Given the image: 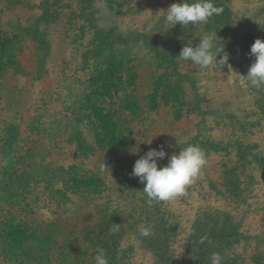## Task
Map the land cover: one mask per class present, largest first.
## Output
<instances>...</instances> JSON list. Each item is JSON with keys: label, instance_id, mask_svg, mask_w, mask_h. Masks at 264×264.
Masks as SVG:
<instances>
[{"label": "rangeland", "instance_id": "374dc122", "mask_svg": "<svg viewBox=\"0 0 264 264\" xmlns=\"http://www.w3.org/2000/svg\"><path fill=\"white\" fill-rule=\"evenodd\" d=\"M179 2L0 0V53L10 54L0 62V230L6 232L11 227L9 240L32 234L52 237L49 260L57 264L79 250H88L82 230L97 220L118 212L127 226L159 209L177 230L169 248L171 264H183L192 223L199 211L208 209L230 214L242 234L228 256L241 264H264V170L241 162L234 150L230 155L210 153L187 195L174 201L149 205L144 200V185L126 191L131 181L138 179L130 173L140 156L164 145L167 156L158 164H167L178 144L195 137L198 128L216 143L232 148L239 143L254 146L253 153L264 157V118L256 106L258 89L240 77L247 75L254 62L250 51L233 57L232 71L227 66L202 70L189 61L181 63L180 72L195 78L207 114L204 125L190 112L176 121L156 101L154 80L158 75L168 76L171 69L152 54L147 43L162 48V43L185 32L164 19L163 11ZM229 10L235 36L249 33L264 39V0H229ZM194 28L192 35H184L197 43L203 24ZM110 32L112 38L107 35ZM104 69L121 72L124 92L137 104V111L125 109L126 96L121 89L111 101L101 100L98 104L103 112L114 115L123 127L117 131L120 141L101 144L84 121L78 128L86 143L95 148L94 154L84 157L70 139L91 82ZM187 87L188 98L193 100ZM92 125L102 133L99 121L93 119ZM13 136L16 143L8 158L3 152ZM138 148V153H132ZM71 166L79 168L77 177H83V182H96L84 188V197L57 175V170ZM227 170L233 171L238 181V198L224 188ZM12 171L33 176L26 190L8 181ZM211 180L218 182L224 197L211 191ZM132 230L127 227L123 234V244L132 248L129 264H154L152 254ZM7 238L0 237V264H16L6 256ZM18 257L28 264H45L40 256Z\"/></svg>", "mask_w": 264, "mask_h": 264}, {"label": "trees", "instance_id": "16d2710c", "mask_svg": "<svg viewBox=\"0 0 264 264\" xmlns=\"http://www.w3.org/2000/svg\"><path fill=\"white\" fill-rule=\"evenodd\" d=\"M213 2L221 9V11L218 15H214L210 18L206 24H203V28L200 30V38L207 33L217 31V36L220 37L224 43L225 51L230 54L229 63H231L233 57L250 51V47L256 39L249 33H246L241 38L234 35L233 28L230 24L229 0H213ZM177 25V30H185V32L180 33V38L167 43H162V48L153 42L147 43V47L152 54L158 58L164 66L166 65V67L168 66L171 69V74L168 76L164 74L158 75L155 78L153 95L163 108L168 109L169 115L172 119L179 121L185 113L188 114L190 112L200 117L204 125L207 114L202 106V100L195 85V78L192 75L180 72L181 70L179 69L181 68V63L185 61L177 57L182 47L186 44H192V46L195 47L196 44L199 43L200 38L196 40L197 43H194L190 41V37L187 39L184 35L185 33H190V35H192L195 30L194 27H197V25H189L187 28H183L179 24ZM99 34L104 35L102 31H100ZM107 35L110 36L111 32ZM230 36L232 37L229 38ZM112 37L113 36L111 35L110 38ZM99 51V53H101V49H99ZM9 56V53H0V62L5 61L6 59L8 60ZM5 63V65H7L10 62ZM4 67L6 68V66ZM5 70L7 71V69H3L2 71ZM120 73L119 70L112 72V69H104L100 74L96 75L94 78L95 80L93 79L91 82L89 91L86 94L87 100L79 110L80 114L79 118H77V126L74 127L70 139L76 146V151L81 156L86 157L95 152V148L86 143L78 128V126L84 123V121L90 124V130L94 133L95 138H97L101 144L108 143L111 145L112 142L120 141L117 131L123 130L122 125L120 126L118 124L114 115L109 113L105 114L101 106L99 107L98 104L101 100L111 101L118 90L121 89L123 92L126 90V88L123 87ZM185 85H188L190 94L194 97L193 100L188 98V91L186 90ZM256 93L259 96L258 100H256V106L264 118V88H259ZM124 96H126V92H124ZM124 99L123 106L125 109L131 113L137 111V104L131 102L132 98L130 99L129 96H126ZM88 111L92 114L91 117L87 113ZM93 119L99 121L101 124L99 127L102 129L101 134L96 132V127H93ZM199 130L201 129L198 128L197 135L188 140V142L178 144L175 153H178L180 148L187 147L188 145H197L205 151L208 160L210 153L230 155L234 150L238 160L241 162H250L259 169L264 170V157L253 153L255 149L254 146H246L245 144L240 143L236 144L234 148L229 144L223 146L222 144L216 143L212 139L207 138V136L204 137ZM103 131L105 133H103ZM15 143L16 137L13 136V139L11 142H8V145L3 152L5 157L9 158L11 156ZM78 170L79 168L71 166L66 170H57V175L67 180L68 188L71 189L72 187H75L78 193L84 197L86 194V192L85 194H82L84 188L89 189L93 187L96 182H89L90 180H85V182H83V177L80 176L81 179L77 177ZM16 175H14V171H12L8 176V181L14 183L11 185L17 183L22 190H26L28 182H32L34 179L33 176L27 173L20 174L18 172ZM222 182L224 183V188L229 189L231 195H234L235 198L240 196L239 184L233 171L229 172L227 170L223 174ZM209 184L211 191L219 197H224L221 188L217 185V181L211 180ZM141 186H143V184H140L139 179H134L131 181L130 185L127 186L126 191L130 192L131 190H137ZM144 200L147 202L145 194ZM163 212L164 211L156 209L146 217L139 216L137 222L133 221L130 225L127 224V226H125V220L123 221V218L119 217V213L113 212L109 217L107 216L103 218L104 221L97 220L92 226L85 227L82 230V241L87 246V251L79 250L74 256L58 260L57 264H92L95 255L100 249L105 250L109 259V264H129V255L132 252V248L129 245L123 244V234L127 231V227H129V229L133 228L132 231L136 238L141 242V245L152 254L154 264H171L172 258L169 248L173 239L177 236V230L172 219ZM113 224L120 225L119 231L110 233L109 228L112 227ZM141 226L150 227L152 235L148 237L140 236L138 230ZM10 228L11 227L9 226L6 229V232L5 230H0V237L7 238L8 230H10ZM205 236L208 239L205 240L204 243H200L201 238ZM21 238L22 240H14L12 237L10 238L11 240H9V238H7L9 242L6 245L7 257L14 260L16 264H28L25 260H20L16 257H18V255L21 258L40 256L42 263L50 264L49 254L50 243L53 239L52 237L50 238L46 234H40V236H33L32 234L31 237L22 235ZM241 238L242 234L230 214L208 209L199 211L192 223L185 252L186 259L183 264H211L210 257L213 252L221 255L222 264H241L235 257L231 258L228 256V252L240 243ZM17 252H19V254Z\"/></svg>", "mask_w": 264, "mask_h": 264}, {"label": "clouds", "instance_id": "9594fccd", "mask_svg": "<svg viewBox=\"0 0 264 264\" xmlns=\"http://www.w3.org/2000/svg\"><path fill=\"white\" fill-rule=\"evenodd\" d=\"M220 11L221 9L214 4L213 0H180L179 3L171 4L166 12H163L166 23L172 28L177 24L187 28L189 25L206 24ZM151 28L152 25H149V29ZM249 55L255 58L254 62L246 76H239L244 78L250 86L259 89L264 87V40L256 39L250 47ZM177 57L199 66L202 70H216L217 68L222 70L227 66L232 71L229 63L230 54L225 51L224 43L217 36V31L205 34L195 47L192 44H186ZM167 147L171 148L172 145L169 144ZM138 152L139 148L138 151H132V153ZM166 156L164 145L150 148L135 161L130 173V176L138 178L139 182L144 185L142 191L149 205L153 202H171L187 195V189L207 165L206 153L197 145L180 148L178 153L168 157L167 164H158ZM4 163L6 164L7 161ZM104 166L105 164L102 165ZM119 227L120 225L113 224L109 232H118ZM138 232L142 237L152 235L150 227L141 226ZM207 239L206 236L201 238L200 243H204ZM210 261L211 264H222V257L219 253L213 252ZM94 262L95 264H109L104 249L98 251Z\"/></svg>", "mask_w": 264, "mask_h": 264}]
</instances>
